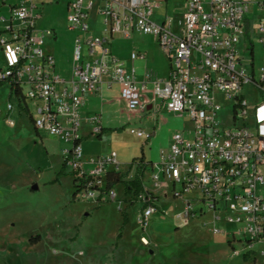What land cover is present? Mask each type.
Segmentation results:
<instances>
[{
  "label": "built area",
  "instance_id": "obj_1",
  "mask_svg": "<svg viewBox=\"0 0 264 264\" xmlns=\"http://www.w3.org/2000/svg\"><path fill=\"white\" fill-rule=\"evenodd\" d=\"M2 5L9 18L0 17L5 61L0 82L22 89L39 135L71 145L65 149L67 167L87 180L84 185L79 182L77 197L97 202L107 173L120 170L116 152L92 159L85 169L81 144H75L85 97L99 93L103 84H118L128 110L144 108L143 98L149 92L191 124L176 131L170 146L149 166L153 186L170 189L178 197L194 195L186 201L185 217L198 215L193 202H200L199 214L211 210L216 219L239 224L253 247L264 245V67L256 78L253 58L250 72L241 56L242 46L253 55L254 41L264 45V0H186L181 15L167 14L162 20L155 19L160 0H72L66 21L77 34L68 79L57 72L54 56L45 49L46 38L55 30L38 29L42 14L38 0H2ZM252 6L260 10L255 19L248 17ZM94 16L102 18L100 34L93 31ZM134 32L155 37L170 60L168 77L156 79L150 90L146 82L136 80L135 68L127 69L110 49L114 34L130 38ZM138 56L131 55L133 60ZM248 85L259 90L258 103L250 104L246 97ZM223 101L233 107L220 118ZM13 109L9 104L8 110ZM99 120L98 115L91 117L95 135L101 133ZM130 131L140 138L151 136L139 128ZM114 196L112 189L102 199ZM139 197L145 205L139 222L147 227L157 200ZM142 241L147 243L145 237Z\"/></svg>",
  "mask_w": 264,
  "mask_h": 264
},
{
  "label": "rangeland",
  "instance_id": "obj_2",
  "mask_svg": "<svg viewBox=\"0 0 264 264\" xmlns=\"http://www.w3.org/2000/svg\"><path fill=\"white\" fill-rule=\"evenodd\" d=\"M17 0H8L13 3ZM48 1L39 18L40 30L55 27L59 41L55 44L58 68L67 73L72 65L73 37L77 33L68 28L65 5L57 0ZM184 0H170L169 15L180 14ZM260 14L257 6L251 7L248 14L255 19ZM9 18L8 8L0 0V17ZM0 26H4L0 23ZM48 45L52 43L48 42ZM139 46L140 48H136ZM145 50L146 60L135 62L140 77L151 69L155 76L167 73L166 60L157 48L154 39L136 35L131 39L116 37L114 51L127 57L133 50ZM253 55L250 49L241 47V56L250 72L256 71L259 77L264 67V45L254 41ZM5 62L0 54V67ZM118 88L110 92L111 103L105 117L113 119V102L119 109L116 116L131 121L130 126L138 128L158 119V139L152 147L150 156L158 161L162 151L170 145L175 131L183 126H191L186 116H178L166 109L155 111L142 117L141 108L130 111L120 99ZM245 95L250 104L260 101L259 90L253 86L245 87ZM9 104L14 105L8 110ZM225 107L220 113H231L232 102H222ZM90 113L86 115L80 132L92 133L94 125ZM100 110V109H98ZM155 115V119H153ZM115 116V117H116ZM99 117V116H98ZM14 121L10 124L9 121ZM147 131L144 127L142 128ZM98 139V138H96ZM130 129L120 136L110 137L102 143H90L88 149H99L104 153L126 147L129 155H142L141 142ZM66 141L42 133L37 136L33 124L18 106L17 100L10 98L8 84L0 88V264H264V245L245 239L239 231L240 225L216 219L211 210L199 214L202 204L194 201L193 208L198 215L185 217L186 201L194 195L174 196L170 189L157 188L150 181L151 172L145 177V184L158 195L157 211L151 216L147 227L139 222L142 203L140 197L125 196L124 185L115 189L116 198L96 202L93 199L73 200V177L63 174L59 182L53 183L65 158ZM139 150V155H138ZM135 156V155H134ZM134 158V157H133ZM126 166L124 157H118ZM91 159L86 168L91 167ZM131 165V164H130ZM127 165L121 170L126 179H132L134 168ZM69 167L66 172L70 173ZM37 184L39 188L32 190ZM137 202L127 206V199ZM159 203V204H158ZM122 210L127 209L129 222L117 239L123 225ZM39 237V240L36 238ZM142 237L147 239L143 243Z\"/></svg>",
  "mask_w": 264,
  "mask_h": 264
},
{
  "label": "crops",
  "instance_id": "obj_3",
  "mask_svg": "<svg viewBox=\"0 0 264 264\" xmlns=\"http://www.w3.org/2000/svg\"><path fill=\"white\" fill-rule=\"evenodd\" d=\"M18 1L19 0L15 1V2H18ZM71 1L72 0H57L56 1L57 4L63 3L65 5V11H66V18L65 19H67L68 6H69V3ZM169 1L170 0H160V6H159V8L157 9V11L155 13V19L156 20H162L165 15H167V14L169 15V12L167 10L168 7H169ZM47 2L48 1H45V0H38L39 5L41 6V10H44L45 6L48 4ZM185 3H186V0H184L183 8L179 12L180 14L177 13V14H172V15H177V16L178 15H181L184 12ZM41 13H42L41 15H43V12H41ZM101 20H102V18L100 16H94L93 17L92 27H93L94 33H96V34H100L103 31V27L101 25ZM37 23L39 25V21ZM0 28H2V26H0ZM50 28L55 30V35L52 36V37H47L46 38L45 49H46V51L48 53H50V54H52L54 56L55 61H56V70H57V72L62 77L68 79L70 77V75H71L72 67L74 65L73 49H74L75 37H76V34L77 33H75L74 34V37H73L72 65H71V67H70V69H69V71L67 73H62L60 71V69L58 68V63H57V58H56L57 50H56V47H55V44L59 41V32H58V30L55 27H50ZM136 35H145V34H142L140 32H134L130 38H125V37H123L120 34H114L112 36V40H111V44H110V49H111V52L113 53V55L117 56L124 63V65H125V67L127 69L135 68L136 80L138 82H141V83L142 82H146L147 83V87L150 90V89H152L153 82L156 79H166L168 77L169 72H170V66H171L170 65V60H169L168 56L166 55V53L162 50V48L159 45L157 39L155 37L151 36V35H145V36H147V38L154 39L157 48L159 49V51L164 56V58L166 60V65H167V73L163 77H158V76H155L154 75V73H153V71L151 69H147V70H145V72L143 73V75L140 77V72H142V70L140 71L139 68L136 67L134 63L135 62H143V61H145L146 60V51L143 50V49L142 50H133V51L130 52V54L127 57H123L121 55H118L114 51V43H115L116 37H120L122 39H131L132 37H134ZM48 42L52 43V45L49 46L48 45ZM136 48L138 49L140 47L139 46H136ZM134 52H137L139 54V56L136 59L133 60L132 57H131V55ZM0 54H1L2 58H3V60H4V56H3V53L1 51V49H0ZM140 55H144V57H141ZM148 74L150 75V78H147V75ZM8 86H9V93H10V85L8 84ZM114 88H118L119 89L118 90L119 91L118 94H119L120 99H121L120 87H119L118 84H114L111 87H108V86H106V84H103L102 85V89H101V91L99 93H96V94H88L85 97V103H84V106L82 108L83 120L81 122L80 129H81V127H83V124H84L86 115L88 113H90V110H92V109H94V110L90 114V118L93 117V116H95V115H98L99 118H100V120H99V126L101 128V138H98V135H95L93 133H88V132H84L83 133V132H80V129H79V137H80V139H82L81 140L82 164H83V167L85 169H87L86 168V165H87V161L89 159L92 160V159H94L96 157H99V156H105V155L110 154L111 152H116L117 158L120 157V156L121 157H124V159H126L124 161L126 163V166L127 165H130L131 162H132V160L134 158L138 157L137 156V152L135 154L129 155L128 154L129 150L126 147H118L116 151L114 150V151L107 152V153H104V152H102L99 149H92V150H90L87 147V146H89L88 144H90L92 142H94V143H102V142H104V140H106V139H108L110 137L120 136V135H122L124 133L125 128L126 129L135 128V127L130 126L131 121L127 120V121H124L123 122V120L119 116V114H118V116H116V114L119 112V109L115 107L114 102H113V119H111V117H105L103 115V113L111 111V110H109L110 106L105 105V103H111L112 100H111V97H110L109 94H110V92ZM143 101H144V108H141V110H142V112H141L142 117L149 116L153 112L160 111L163 108L166 109V110H168L165 107V105L163 104V102L161 100H159V99H153L152 96H151V94L149 92L144 95ZM124 104H125V102H124ZM125 107H126V104H125ZM98 109H100V110H98ZM178 116H180V115H178ZM152 118L155 119L156 118L155 115H153ZM139 126H140V127H138L139 129H142L144 127L147 130V132L153 134L152 137L150 138V140H148V139L145 140V138H144L145 141H143V139H142V141L139 142V144H141V149L142 148L144 149V154H145L146 161L154 162L153 158L150 156V152L152 151V147L156 144L157 139H158V127H159L158 119H156V121L155 120H152V121L147 122L145 124H143L142 122H140L139 123ZM186 127H188V126L185 125L181 129H179V130L185 129ZM108 128H111V129L121 128L122 129V132H117V131H107V132H105V129H108ZM179 130H177V131H179ZM37 136L39 137L41 135L38 134ZM96 138H98V139H96ZM171 142H172V137H171V140H170V144H171ZM70 146L71 145H69L67 148H69ZM138 155H139V150H138ZM118 161L120 163V171H121L126 166H122L123 162L120 161L119 159H118ZM117 186H115L113 188V190ZM145 187L148 188V189H151L159 197V195L152 188L147 187L146 184H145ZM114 193H115V191H114ZM115 198H116V193H115L114 199L113 198L112 199L115 200ZM109 264H116L115 259H113V262H111Z\"/></svg>",
  "mask_w": 264,
  "mask_h": 264
},
{
  "label": "trees",
  "instance_id": "obj_4",
  "mask_svg": "<svg viewBox=\"0 0 264 264\" xmlns=\"http://www.w3.org/2000/svg\"><path fill=\"white\" fill-rule=\"evenodd\" d=\"M9 84L8 81H1L0 82V88L3 87L4 85ZM16 97L17 98V102H18V106L20 108V110L23 112H25V114L27 115L28 119L31 121V123L33 124V119H32V115L28 109V105L26 103L25 97H24V93L22 91V89L15 85L12 84L10 86V98L12 97ZM107 131H117V132H122L121 128H116V129H105V132ZM37 134V133H36ZM38 135V134H37ZM152 133L150 138L152 137ZM98 138H101V133L98 134ZM150 138L148 140H150ZM81 140L82 139H78L75 141V144H81ZM67 161L68 158H64L62 166L60 171L58 172L57 177L53 180V183H57L60 180L61 175L63 174H70L73 177V188H74V192H73V200L78 199L77 195L79 193V186L84 185L87 183V180L84 178H80L77 177L76 172H70L67 173ZM152 164V162L150 161H146L145 158V154H144V149L142 148V155L140 157H136L132 160L131 165L129 167V170H131L132 168H134V176L132 179H126V174L122 173L120 170H110L107 175H106V184H105V189H100V195L98 197L97 202H101L103 201V196H105L107 194V192L109 190H112L115 186H117L118 184H123L124 185V194L125 196H132L134 198L139 197L140 195H144L146 197H152L154 199H158V196L154 195L151 191H149L145 185H144V180L146 177V173L149 170V166ZM80 182V184H79ZM127 199V206L131 207L133 206L137 201L133 198ZM145 208V205L142 206L141 210H143ZM122 211V216H123V225L120 229V232L117 236V239H121L123 236V230L125 228V226L128 224L129 222V214L127 209L125 210H121ZM36 240H39V237L36 238Z\"/></svg>",
  "mask_w": 264,
  "mask_h": 264
},
{
  "label": "water",
  "instance_id": "obj_5",
  "mask_svg": "<svg viewBox=\"0 0 264 264\" xmlns=\"http://www.w3.org/2000/svg\"><path fill=\"white\" fill-rule=\"evenodd\" d=\"M39 188V186L37 185V184H34L33 186H32V190H37Z\"/></svg>",
  "mask_w": 264,
  "mask_h": 264
}]
</instances>
